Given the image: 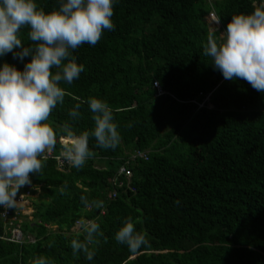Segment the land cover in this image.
I'll return each instance as SVG.
<instances>
[{
    "label": "trees",
    "instance_id": "16d2710c",
    "mask_svg": "<svg viewBox=\"0 0 264 264\" xmlns=\"http://www.w3.org/2000/svg\"><path fill=\"white\" fill-rule=\"evenodd\" d=\"M253 2L116 0L115 30L72 54L84 71L61 84L65 102L47 121L57 145L46 161L41 157L43 175L30 174L37 187L22 190L32 204L31 220L20 216L18 226L26 241H8L0 221V264H32L40 256L52 264H264V93L224 79L202 54L210 28L204 18L214 12L223 32L233 15L253 12ZM36 3L46 13L59 8L58 0ZM29 30L19 33L24 46ZM30 60L8 53L0 67L23 70ZM209 93L210 105L203 104ZM90 97L113 109L121 142L103 149L90 138L94 157L77 170L57 159L59 129ZM80 112L78 134L94 127L87 103ZM81 195L104 207L85 211ZM82 217L104 232L91 261L71 248L72 239L83 240L76 226ZM128 217L150 243L136 254L114 239Z\"/></svg>",
    "mask_w": 264,
    "mask_h": 264
},
{
    "label": "clouds",
    "instance_id": "9594fccd",
    "mask_svg": "<svg viewBox=\"0 0 264 264\" xmlns=\"http://www.w3.org/2000/svg\"><path fill=\"white\" fill-rule=\"evenodd\" d=\"M115 2L58 0V10L46 13L38 8L36 0H0V56L12 53L14 59L21 61L31 56L23 70L7 62L0 67V206L5 209L17 210L21 206L23 195L18 201L17 194L22 187H37L32 185L30 174L43 175L41 157L46 161L45 153L51 152L58 142L57 131L47 121L53 110L65 102L67 93L61 84L71 85L84 71V65L78 64L72 54L84 44L95 46L105 30H115L111 19ZM253 8L250 14L233 15L223 32L217 30L220 17L209 13L212 26L207 31L202 54L211 58L213 68L224 79L246 81L264 93V3L257 4L254 0ZM26 26L30 28V46H24L19 35ZM210 96L211 93L205 95L207 101L204 98L203 104L209 105ZM84 103L92 114L94 127L78 134L74 124L81 118L80 108ZM68 117L59 129L57 159L71 168L82 169L94 157L89 148L90 138L103 149L115 150L121 142L113 109L99 98L80 100L68 111ZM112 182L115 184L117 180ZM66 188V184L60 188L62 195ZM114 198L112 195L111 199ZM80 200L85 211L104 207L103 200L89 201L85 195ZM25 206L29 208L22 216L31 220V201ZM76 226L82 230L83 240H71L73 255L82 252L91 261L104 232L95 220L83 217L76 221ZM114 239L132 254L150 246L146 236L136 230L131 217L124 220ZM32 264H52V261L40 256Z\"/></svg>",
    "mask_w": 264,
    "mask_h": 264
},
{
    "label": "built area",
    "instance_id": "2783aa9c",
    "mask_svg": "<svg viewBox=\"0 0 264 264\" xmlns=\"http://www.w3.org/2000/svg\"><path fill=\"white\" fill-rule=\"evenodd\" d=\"M152 88L154 90H156L157 92V95L156 96H160L161 95V92L159 91V87L157 85V83H153L152 84ZM204 101H207V99L205 98ZM46 155H51V153L49 152H46ZM124 173L127 177H129L128 173L127 172H124L123 169H121L119 171V174H122ZM26 187H29L28 185L22 187L18 194H17V200L19 201L20 200V197L21 195H23V201L21 203V206L16 210L14 208L12 209H5L3 206H0V221L2 223V225L4 226V229L6 231H9V234H10V238L8 239V241L10 242H14V243H17V244H20L22 242V239H23V236H22V233L19 229V225L22 224V220H21V217L22 216V205L24 203H28V199H29V196L28 194H23L22 193V190L25 189ZM31 200V199H30Z\"/></svg>",
    "mask_w": 264,
    "mask_h": 264
},
{
    "label": "rangeland",
    "instance_id": "374dc122",
    "mask_svg": "<svg viewBox=\"0 0 264 264\" xmlns=\"http://www.w3.org/2000/svg\"><path fill=\"white\" fill-rule=\"evenodd\" d=\"M209 1H212V0H208V2ZM262 3H264V0H262ZM204 21L211 27L212 25L209 23V20H208V15H207V17L204 19ZM217 30H220L219 28H217ZM209 101V100H208ZM209 103V102H208ZM209 105H210V103H209ZM29 201H31L30 199H28ZM37 200V199H36ZM43 199L40 197L39 198V201H42ZM32 202H34L33 200H32ZM26 205V203H24L23 205H22V214H24V211H26L27 209H28V207H26L25 206ZM51 231H54L55 230V228H49ZM29 242H32V240L31 239H27ZM23 241H26L25 240V237H24V239H23Z\"/></svg>",
    "mask_w": 264,
    "mask_h": 264
},
{
    "label": "bare ground",
    "instance_id": "6f19581e",
    "mask_svg": "<svg viewBox=\"0 0 264 264\" xmlns=\"http://www.w3.org/2000/svg\"><path fill=\"white\" fill-rule=\"evenodd\" d=\"M61 162V161H60ZM33 187V186H32ZM31 193V192H30ZM31 196V195H30Z\"/></svg>",
    "mask_w": 264,
    "mask_h": 264
}]
</instances>
